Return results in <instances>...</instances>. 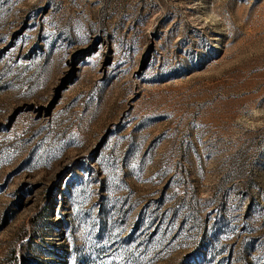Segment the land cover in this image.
Returning a JSON list of instances; mask_svg holds the SVG:
<instances>
[{
    "label": "rangeland",
    "instance_id": "rangeland-1",
    "mask_svg": "<svg viewBox=\"0 0 264 264\" xmlns=\"http://www.w3.org/2000/svg\"><path fill=\"white\" fill-rule=\"evenodd\" d=\"M0 264H264V0H0Z\"/></svg>",
    "mask_w": 264,
    "mask_h": 264
}]
</instances>
